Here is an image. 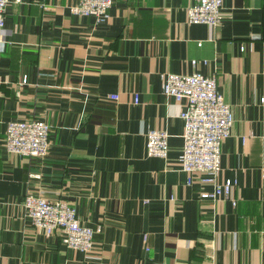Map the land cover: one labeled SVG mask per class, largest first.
Masks as SVG:
<instances>
[{
    "label": "crops",
    "instance_id": "crops-1",
    "mask_svg": "<svg viewBox=\"0 0 264 264\" xmlns=\"http://www.w3.org/2000/svg\"><path fill=\"white\" fill-rule=\"evenodd\" d=\"M75 3L6 7L0 264H264V0H223L217 27L190 25L187 0H113L104 22L73 15ZM196 72L231 107L216 184L236 181L235 207L202 198L213 186L197 174L188 184L178 165L186 104L164 97L161 75ZM37 119L50 126L48 155L9 154L7 123ZM151 130L168 134L165 159L146 155ZM27 195L74 207L92 250L35 229Z\"/></svg>",
    "mask_w": 264,
    "mask_h": 264
},
{
    "label": "built area",
    "instance_id": "built-area-1",
    "mask_svg": "<svg viewBox=\"0 0 264 264\" xmlns=\"http://www.w3.org/2000/svg\"><path fill=\"white\" fill-rule=\"evenodd\" d=\"M187 1L189 6L186 13L190 25L217 27L222 22L223 0ZM112 3L113 0H76L70 12L75 16L92 17L97 22H104ZM8 4L9 0H0V51L5 47L2 35ZM191 64L195 66L196 61ZM161 93L167 99L186 104L180 113L184 130L178 165L189 175L188 184L191 183L190 177L197 174L202 184L213 186L212 192L202 194V198L229 201L235 207L237 203L233 191L236 181L227 180L223 185L216 184L221 171V145L230 137L233 124L231 107L218 92L216 79L197 72L190 75L163 74ZM134 100L138 101L137 95ZM168 138L165 131H148L147 157L165 159L168 154ZM5 147L9 154L42 160L50 150V126L40 119L10 121L6 125ZM260 175L264 180V168ZM22 206L33 227L42 231L46 237L60 231L62 244L67 249L84 254L92 250L95 231L81 224L74 207L63 201L54 203L34 195H27Z\"/></svg>",
    "mask_w": 264,
    "mask_h": 264
},
{
    "label": "rangeland",
    "instance_id": "rangeland-1",
    "mask_svg": "<svg viewBox=\"0 0 264 264\" xmlns=\"http://www.w3.org/2000/svg\"><path fill=\"white\" fill-rule=\"evenodd\" d=\"M3 50H4V49H3ZM3 50H2V51H3Z\"/></svg>",
    "mask_w": 264,
    "mask_h": 264
}]
</instances>
